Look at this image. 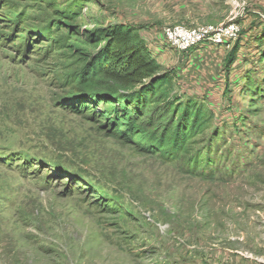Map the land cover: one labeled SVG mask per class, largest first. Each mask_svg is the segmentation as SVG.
Here are the masks:
<instances>
[{
    "label": "rangeland",
    "instance_id": "374dc122",
    "mask_svg": "<svg viewBox=\"0 0 264 264\" xmlns=\"http://www.w3.org/2000/svg\"><path fill=\"white\" fill-rule=\"evenodd\" d=\"M64 9L72 27L139 30L207 113L189 153L71 106ZM0 264H264V0H0Z\"/></svg>",
    "mask_w": 264,
    "mask_h": 264
},
{
    "label": "trees",
    "instance_id": "16d2710c",
    "mask_svg": "<svg viewBox=\"0 0 264 264\" xmlns=\"http://www.w3.org/2000/svg\"><path fill=\"white\" fill-rule=\"evenodd\" d=\"M33 12L26 6L22 19H32ZM55 14L60 22L54 25H68L70 39L78 43L70 46L80 65L71 93L83 96L71 106L89 113L121 141H145L141 150H165L162 153L175 157L189 153L207 128V113L192 100L180 102L173 77L161 72L139 30L124 25L80 29L70 25L76 12L64 9Z\"/></svg>",
    "mask_w": 264,
    "mask_h": 264
},
{
    "label": "built area",
    "instance_id": "2783aa9c",
    "mask_svg": "<svg viewBox=\"0 0 264 264\" xmlns=\"http://www.w3.org/2000/svg\"><path fill=\"white\" fill-rule=\"evenodd\" d=\"M227 33H229V32H227ZM216 35L219 36V38H218V40H214V42H220L221 41L220 36L222 35V33H219ZM174 36L184 39L186 42L185 43L186 45L196 44L199 41L204 40V34H202V33L198 34L194 30H181V31L177 32ZM210 38H212V37H210Z\"/></svg>",
    "mask_w": 264,
    "mask_h": 264
}]
</instances>
